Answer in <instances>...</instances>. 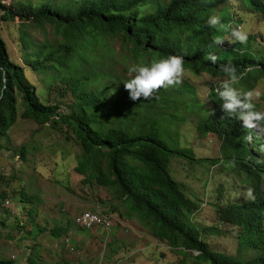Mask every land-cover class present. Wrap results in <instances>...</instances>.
Masks as SVG:
<instances>
[{"label":"trees","instance_id":"1","mask_svg":"<svg viewBox=\"0 0 264 264\" xmlns=\"http://www.w3.org/2000/svg\"><path fill=\"white\" fill-rule=\"evenodd\" d=\"M40 1L0 0V22H16L18 27L43 35V48L37 49H31L32 40L19 35L15 54L9 46L14 61L0 38V166L16 157L25 163L34 160L35 171L45 180H54L55 172L63 168L67 179L60 184L69 192L79 185L69 176L75 169L83 179L88 176L95 186L111 194L114 202L100 215L110 217L109 212L116 213L123 205L128 218L136 217L155 237L173 247L198 251V259L204 263L240 264L234 256L213 251L205 240L206 233L191 223L197 204L186 195V184L171 175L169 166L173 157L192 161L194 155L178 149L175 140L162 143L166 133L159 131L160 118L155 113L159 99L131 102L124 82L103 68L105 56L118 44L119 50L125 51L116 61L123 70L132 64L148 65L179 55L189 71L223 79L220 66L231 62L242 75L239 85L250 90L254 83H264V55L254 49L253 37L246 44L219 47L213 39L220 33L206 22L217 15L244 30L245 17H264V0H81L52 11L45 9L44 3L36 6ZM60 41L69 46L61 48ZM71 46L76 47L74 54L66 57L64 49ZM209 54L217 56L215 64L207 59ZM84 64L96 71L84 69ZM53 70L68 82L67 87L77 97L72 103L80 100V109L62 114L58 102L47 103L54 97L48 95L43 101L37 95L42 72ZM91 94L103 103L92 106ZM261 99L264 102V96ZM145 105L146 109L133 118L123 119L114 113L119 110L132 115ZM229 120H222L223 135L235 128L236 138L232 149L221 151L225 161L244 175L255 199L220 207L219 219L237 228L241 248L264 245V133L248 132L235 119ZM55 130L65 137L53 139L51 132ZM249 136L252 140L246 138ZM45 142L50 143V153L44 151ZM114 166L116 170L111 168ZM117 173L125 176L120 178ZM35 196L23 186L18 172L6 175L0 170V264H67V244L62 237L70 235L79 209L75 208V214L68 210V224L53 230L46 223L54 214L42 210L46 202L34 207ZM11 199L22 204L19 215ZM69 204L72 207L75 202ZM96 230L101 233V228L88 230L93 234L85 245L100 236ZM46 234L49 242L42 245L39 238ZM72 242L77 248L76 239ZM17 251L22 254L7 257Z\"/></svg>","mask_w":264,"mask_h":264},{"label":"rangeland","instance_id":"2","mask_svg":"<svg viewBox=\"0 0 264 264\" xmlns=\"http://www.w3.org/2000/svg\"><path fill=\"white\" fill-rule=\"evenodd\" d=\"M17 1L15 0V2ZM30 1L33 2L35 0ZM75 1L79 2L80 0ZM42 3L55 6L56 3L58 5L68 4L69 0H41L36 6ZM245 20L244 30L249 33V37H253L254 49L264 55V17L252 18L247 16ZM5 21L0 22V38L5 42L11 61H14V58L9 46L12 45L13 53L15 54V40L19 35H24L33 41L31 49L43 48V35L41 33L25 27H18L20 24L16 22ZM64 45L69 46L63 41L58 44L61 48ZM75 49L76 47L73 46L69 49L67 48V50L64 49L65 52H68L66 57L74 54ZM124 54L125 51H120L119 45L115 44L112 53L105 56L106 66L103 68L106 72L112 71L111 73L122 81L131 78L129 68L134 66L132 64L129 68L123 70L121 65L116 64V61L120 60ZM83 68L95 69L85 64ZM42 76L37 95L39 94L43 101L46 100L48 95L54 97L53 101L48 99L47 103L58 102L59 110L62 114L80 109V100L72 103L77 97L67 87L68 82L62 80L61 74L54 73L53 70V72L49 71L48 73L42 72ZM187 80L194 88L196 96L200 100L207 101L209 100L210 85H216L221 79H216L206 74L200 76L188 74ZM237 87L242 89L239 84ZM252 87L264 92V83L262 82H256ZM186 100H189V98H186ZM258 103L264 109V102L259 100ZM155 113L159 115L160 119L170 125L169 134L177 141L178 149L190 151L197 158L220 159V141L212 134L200 135L197 130V116L187 113L184 106L166 107L163 105L162 107H157ZM68 127L71 130V127ZM51 135L53 139L57 140L65 137L58 130L51 132ZM260 136L262 137L263 135L260 134ZM49 144V142L44 144V151L47 153H50ZM73 149L74 151H79L77 146H73ZM213 165L211 163L186 162L180 158H173L170 171L176 180L186 184V193L190 197L199 202L200 205L205 203L206 206H200L193 215L192 223L206 233L205 240L211 245L212 249L218 253L239 257L242 253L236 238L237 230L232 225L223 223L219 219V209L227 203L246 199L245 194L250 187L243 175L234 169L232 163L223 161ZM35 166L34 160L25 163L16 157L12 163L3 162L0 170L6 175L13 172V170L18 172L22 177L23 186L36 195L33 203L34 207L39 208L42 203H47L42 206V210L46 209L54 214V218H50L46 223L53 230H58L68 224V210H70L71 214H75V208L79 209L75 217L84 210L101 213L105 211L109 204L114 202L107 190L95 186L88 179V176L83 179L75 169L70 172L69 176L72 180L78 181L79 185L74 186V192H69L64 185L60 184V182L67 179L65 169L59 168L55 172L54 180H45L35 171ZM63 192L70 195H64ZM53 194L57 195V197L53 198ZM46 195L49 196L48 199H46ZM10 201L13 203L14 212L19 215L22 204L17 203L15 199ZM73 201L75 205L71 207L69 202ZM109 213L114 224L112 231L101 234L98 238L90 240L86 245L88 236H91L93 231L83 230L81 233L80 230H77L79 226L76 223L74 224L73 219V227L69 234L76 239L77 248L73 253L66 251L67 264H108L120 260V255L121 262L119 264H206L199 259L194 260V256H198L197 252L188 251L187 255H184L181 249H174L167 242H161L154 238L137 218H128L126 216L123 205L116 213ZM212 228H215L216 231H210ZM99 234V230H96V235ZM64 236L67 235L65 234ZM39 241L42 245L48 243V234L41 236ZM60 241L58 240L56 243ZM71 245H73V242H71ZM21 254L22 251H17L9 253L7 257L10 259L12 255L18 257ZM96 255L99 256L97 263L94 262L93 258ZM253 255L244 254V257Z\"/></svg>","mask_w":264,"mask_h":264},{"label":"clouds","instance_id":"3","mask_svg":"<svg viewBox=\"0 0 264 264\" xmlns=\"http://www.w3.org/2000/svg\"><path fill=\"white\" fill-rule=\"evenodd\" d=\"M76 3L78 2L75 0H69V3L64 4V5L63 4L58 5L56 3L55 6H51V5L46 4L47 7L45 9L52 11L54 9H57L60 6L61 7L62 6L72 7ZM206 23L210 28H213L218 33H220V35L215 36L213 39V44L216 46L222 47L223 45H225V43H227L228 45H232L237 42L240 44H246L249 39V33L247 31L243 30L239 26H233L231 24H227L223 22L221 20V17L217 15L210 16ZM207 59L210 60L213 64H215L218 58L216 55L209 54ZM220 70L225 74V77H224L225 79L224 78L223 80L221 79L216 85H213V84L210 85V92L208 95L209 100L207 101L200 100L196 96L194 88L188 83V80H187L188 74L200 76L206 73H196V72L189 71L185 67L184 57L179 56V55H169L166 58L154 60L151 64H148V65L137 64V65L131 66L129 68V73L131 74V78L126 81H123L124 82L123 88H124V91L127 93L128 99L133 103H137V102L145 101V100L151 101L154 99H159V103L157 107H162L163 105H165L166 107L182 105L184 106V109L186 110L187 113L196 115L198 132L200 134L202 133L204 136L212 134L220 141L219 150H220L221 157L219 160H212L208 157L197 158L194 156V159L192 161H188L180 157H177V158H180L186 162H196L199 164L211 163V165H213V164H217L219 162L225 161L221 149L222 148L232 149L233 143L236 138L235 128L233 129L230 128V130L225 135H223V131L221 129L222 120L230 122L229 119L232 118L238 121L243 126V128L247 130L248 132L250 131L255 132L256 130L257 131L259 130L261 133H264V109L258 103L259 100L262 101L261 97L264 96V92H262L259 89L252 88L250 90H247L246 88L241 89L237 87L240 80L242 79V75H238L236 66L233 65L231 62L222 64L220 66ZM111 72L112 71L106 72V73L116 77ZM87 77L91 79V75ZM216 79H220V78H216ZM90 89L92 88L91 87L88 88V90ZM214 92L217 96L214 94ZM91 96L92 98L89 102L91 103L92 106H94L96 103H103V99H98V95L91 94ZM186 98H189V100H186ZM107 99H110V98H107ZM146 107L147 105L136 108L132 115H127L125 111H119V110H114V113L121 116L123 119L133 118L141 114L146 109ZM169 127L170 125L167 124L166 121L160 119L159 131L166 133V138H163L161 140L163 144L171 140H174L169 134ZM248 128L253 129V130H249ZM246 138L251 139L250 136ZM116 167L117 166H114L111 168L113 170H116ZM169 167H170L169 168V171H170L171 162H170ZM213 167H215V165H213ZM117 176L121 178V177H124L125 175L117 173ZM186 195L190 197L187 193ZM190 198L197 204V210L195 211V213L198 211L200 206H203V207L206 206L205 203L200 205L199 202L194 200L192 197ZM245 198L252 199V200L255 199L253 190L251 188L247 190L245 194ZM227 204H230V203H227ZM87 213L97 216L101 221L95 222L91 226H87L86 224H83L79 220ZM192 217H191V223H192ZM133 218H136V217H133ZM75 223L79 226L77 230H90L94 228H101L100 235L105 232L112 231L114 227L111 217L102 216L99 214V212H94L92 210H84L80 212L74 218V224ZM142 225L144 226L145 229H147L152 234L154 238H156L157 240L161 242H164L158 239L157 237H155L153 233L144 224ZM236 238H237V235H236ZM62 240L67 244L68 246L67 250L70 253L75 252L76 247L71 245V242H72L71 235L63 236ZM165 242L167 241L165 240ZM169 246H171L174 249H181L184 255H187L186 253L188 251H191L194 253L197 252L198 256H194V260L198 259L200 256V253L196 250H185L181 247L180 248L173 247L171 244H169ZM239 248H240L242 255L236 258L238 259V262L240 264H262L263 263L264 245L254 243V244L245 246L243 248L239 246ZM244 254H254V255L245 258ZM98 257L99 256L97 255L93 256L94 262L97 263ZM119 259L120 260L116 262H112L108 264H119L121 262V255L119 256Z\"/></svg>","mask_w":264,"mask_h":264},{"label":"built area","instance_id":"4","mask_svg":"<svg viewBox=\"0 0 264 264\" xmlns=\"http://www.w3.org/2000/svg\"><path fill=\"white\" fill-rule=\"evenodd\" d=\"M79 221L87 226H91L93 223L100 222L101 220L97 216L87 213Z\"/></svg>","mask_w":264,"mask_h":264}]
</instances>
